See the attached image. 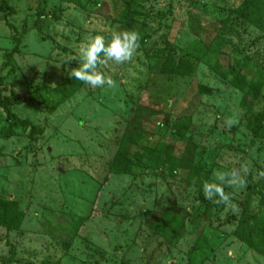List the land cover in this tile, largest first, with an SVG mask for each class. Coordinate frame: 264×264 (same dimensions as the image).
I'll list each match as a JSON object with an SVG mask.
<instances>
[{
  "label": "rangeland",
  "instance_id": "rangeland-1",
  "mask_svg": "<svg viewBox=\"0 0 264 264\" xmlns=\"http://www.w3.org/2000/svg\"><path fill=\"white\" fill-rule=\"evenodd\" d=\"M6 1L0 89L29 99L11 109L43 131L32 140L31 127L10 128L0 107V198L24 213L17 229L0 227V264H264L239 239L242 213L262 208L264 164V139L251 131L253 115L264 112V85L251 101L233 84L236 74L264 79V31L238 17L239 0ZM44 7L48 38L37 31ZM130 31L139 35L133 57L118 63L101 54L97 64L112 86L84 83L61 102L82 48ZM218 34L219 50L210 47ZM196 41L205 45L198 52ZM173 55L187 60L183 72H174ZM135 108L142 139L130 144L132 158L158 144L179 156L192 142L209 176L172 178L161 162L110 172ZM178 117L190 119L183 137L173 128ZM206 183L228 199H205ZM171 203L188 215L174 243L152 226Z\"/></svg>",
  "mask_w": 264,
  "mask_h": 264
},
{
  "label": "trees",
  "instance_id": "trees-1",
  "mask_svg": "<svg viewBox=\"0 0 264 264\" xmlns=\"http://www.w3.org/2000/svg\"><path fill=\"white\" fill-rule=\"evenodd\" d=\"M128 0H126L127 5ZM10 9L6 0L0 6V10ZM238 17L260 30L264 31V0H239V4L234 8ZM121 12V20L126 19L127 7L125 6ZM226 13L221 15V22L223 28V22L226 18ZM49 14L46 12L45 7L39 12V18L37 20V31L42 38H48L44 35V25ZM218 34L213 41L210 43V47H214L219 50L221 44L218 42ZM197 51L205 45L201 41H196ZM193 50L190 51L193 54ZM194 56V55H192ZM187 60L177 55L172 57V67L175 73H181L184 71L185 64ZM67 85L66 93H62L60 101L63 102L76 91H78L82 85L85 83L83 81L75 79L73 76L69 77L65 82ZM233 84L237 87L247 100H256L260 94V88L264 85V79L261 78L256 84L247 81L240 74L234 76ZM30 100L24 96H20L16 91H12L10 96H4L2 90L0 89V107L7 114V121L10 128H29L31 131L29 133L30 138L33 140L36 135L40 134L43 129L38 128L30 119L20 118L15 112L12 111L11 106L14 104H29ZM245 103L244 106L250 110V105ZM136 109V108H135ZM140 109L133 110V114L130 117L129 124L122 135L120 140V146L114 155L110 163V172H132L135 168L140 170L139 165L144 168H148L151 165H157L158 163H163L166 165L168 171L170 172L172 178L178 176L180 172L184 173V177L191 180L193 178L202 177L206 179L209 176L210 171H204L203 159L199 153L195 151L196 146L192 142H188L186 148L182 151L181 155L176 156L173 152L172 146L157 145L155 148H148L141 151L144 156H136L135 159L130 156V144L138 142L142 139L141 130L136 128L133 124L136 114H138ZM147 111L143 114L146 115ZM139 115V114H138ZM168 117V116H167ZM168 120V119H167ZM187 117H178L173 128L178 136H185L187 130V123L189 122ZM168 123V121H165ZM251 131L254 139H264V112L256 113L252 118ZM8 135V134H7ZM255 144V140L252 141ZM261 177H260V194L262 200V208L258 214H248L244 211L241 216V227L243 231L239 234V239L250 247L253 251L264 258V164L260 167ZM184 209L178 207L175 203H171L161 214L153 221V229L158 234H167V239L174 243L176 240L183 236V231L185 229L186 216L183 212ZM24 218V213L21 210L19 203L13 200H6L0 198V227L8 228L11 230L17 229ZM205 245V240L202 236L200 238V246L196 247L198 251L201 247ZM41 264H60L59 261L52 260L50 258L44 259ZM121 264H131L128 260H123Z\"/></svg>",
  "mask_w": 264,
  "mask_h": 264
},
{
  "label": "clouds",
  "instance_id": "clouds-1",
  "mask_svg": "<svg viewBox=\"0 0 264 264\" xmlns=\"http://www.w3.org/2000/svg\"><path fill=\"white\" fill-rule=\"evenodd\" d=\"M139 35L134 31L127 33H116L111 37V40L106 44L102 36L94 37L85 47L82 48V64L79 68L72 70L71 75L80 81L90 84L93 87L107 85L112 86L111 79H106L100 72L97 71V64L101 62V54L104 57L111 58L116 62L130 60L137 47ZM71 59H77L71 57ZM235 173L232 174L235 177ZM223 179V178H221ZM205 199H212L213 196H220L222 200H227L221 187L214 183H206L203 187Z\"/></svg>",
  "mask_w": 264,
  "mask_h": 264
}]
</instances>
